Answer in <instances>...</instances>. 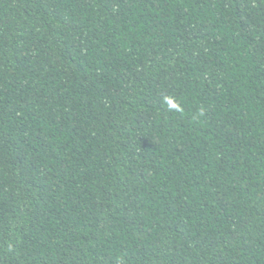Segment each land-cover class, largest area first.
<instances>
[{
    "label": "trees",
    "instance_id": "16d2710c",
    "mask_svg": "<svg viewBox=\"0 0 264 264\" xmlns=\"http://www.w3.org/2000/svg\"><path fill=\"white\" fill-rule=\"evenodd\" d=\"M0 264H264V0H0Z\"/></svg>",
    "mask_w": 264,
    "mask_h": 264
},
{
    "label": "clouds",
    "instance_id": "9594fccd",
    "mask_svg": "<svg viewBox=\"0 0 264 264\" xmlns=\"http://www.w3.org/2000/svg\"><path fill=\"white\" fill-rule=\"evenodd\" d=\"M164 100L167 104L168 110L169 111H176V112H180L182 111V107L181 105L176 102L175 98L173 97H164ZM9 248H11V245H9Z\"/></svg>",
    "mask_w": 264,
    "mask_h": 264
}]
</instances>
